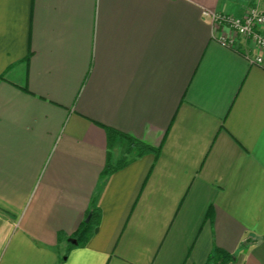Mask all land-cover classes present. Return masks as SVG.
<instances>
[{
  "label": "crops",
  "instance_id": "obj_1",
  "mask_svg": "<svg viewBox=\"0 0 264 264\" xmlns=\"http://www.w3.org/2000/svg\"><path fill=\"white\" fill-rule=\"evenodd\" d=\"M255 2L0 0V264H264V70L203 15ZM106 127L159 156L103 179Z\"/></svg>",
  "mask_w": 264,
  "mask_h": 264
},
{
  "label": "trees",
  "instance_id": "obj_2",
  "mask_svg": "<svg viewBox=\"0 0 264 264\" xmlns=\"http://www.w3.org/2000/svg\"><path fill=\"white\" fill-rule=\"evenodd\" d=\"M2 78V77H0ZM107 137H108V162L105 169L102 172L103 179H108L116 172L127 167L131 161L138 160L149 154H154L156 157L159 156L161 148H155L147 143L136 139L128 134H125L117 129L106 127ZM119 141H124L125 155L116 163H112L111 154L115 145ZM135 154V155H134ZM134 155V156H133ZM91 215V220L89 223L83 222L78 230L72 235L68 252L75 248H81L86 246L89 242L92 234L98 230L101 222V209L96 206L95 203L92 204L89 211ZM236 259V255L222 249L220 247H214L206 264H230Z\"/></svg>",
  "mask_w": 264,
  "mask_h": 264
},
{
  "label": "built area",
  "instance_id": "obj_3",
  "mask_svg": "<svg viewBox=\"0 0 264 264\" xmlns=\"http://www.w3.org/2000/svg\"><path fill=\"white\" fill-rule=\"evenodd\" d=\"M258 0L256 5L247 9L241 16L220 13L214 10H205L203 15L210 19L213 28L220 32L219 42L233 47L238 37L249 39L256 47L257 53L246 54V60L251 66H256L264 70V7ZM229 32H226V29Z\"/></svg>",
  "mask_w": 264,
  "mask_h": 264
},
{
  "label": "rangeland",
  "instance_id": "obj_4",
  "mask_svg": "<svg viewBox=\"0 0 264 264\" xmlns=\"http://www.w3.org/2000/svg\"><path fill=\"white\" fill-rule=\"evenodd\" d=\"M244 1L247 2L248 0H241V2H244ZM257 2H258V0H257ZM257 2H255V4H250L249 7L256 5Z\"/></svg>",
  "mask_w": 264,
  "mask_h": 264
},
{
  "label": "water",
  "instance_id": "obj_5",
  "mask_svg": "<svg viewBox=\"0 0 264 264\" xmlns=\"http://www.w3.org/2000/svg\"><path fill=\"white\" fill-rule=\"evenodd\" d=\"M91 219V215L88 216V218L86 219V222L89 223Z\"/></svg>",
  "mask_w": 264,
  "mask_h": 264
}]
</instances>
